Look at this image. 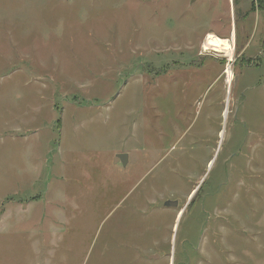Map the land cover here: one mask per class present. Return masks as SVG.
I'll use <instances>...</instances> for the list:
<instances>
[{
	"label": "rangeland",
	"instance_id": "374dc122",
	"mask_svg": "<svg viewBox=\"0 0 264 264\" xmlns=\"http://www.w3.org/2000/svg\"><path fill=\"white\" fill-rule=\"evenodd\" d=\"M0 264H264V0H0Z\"/></svg>",
	"mask_w": 264,
	"mask_h": 264
},
{
	"label": "flooded vegetation",
	"instance_id": "af4514ba",
	"mask_svg": "<svg viewBox=\"0 0 264 264\" xmlns=\"http://www.w3.org/2000/svg\"><path fill=\"white\" fill-rule=\"evenodd\" d=\"M222 113H223V111H222ZM221 116H222V114H221ZM222 118H223V116H222ZM210 161L211 160L208 161L207 165L210 163ZM172 162H174V161H172ZM172 162H171L170 168H169L170 169V173H171V175H176L177 177L170 176V180H169L168 174L165 173V174H163L162 177L156 178V182L155 183H158L159 186H157V187H160L161 183L168 184L169 183L168 180L169 181L177 180V182L180 181L181 185L183 186L182 187V190H183L182 194L178 196L173 191H166V193L164 195H166L167 198L162 202V205H165V203L170 202V203H174V205L177 206V205H181V201L182 200H183L182 201L183 202L182 205H184V204H187V202L192 198L193 194H192V196H190V194L192 193V191L194 193V190L197 188V186H195L196 182H195V180L194 181L191 180V177H194L193 175H190V177L188 179L184 178L183 176L178 175L177 174V166L178 165L176 163L174 165V164H172ZM155 187H156V185H155ZM157 187H156V190H157ZM176 206H173V207H176ZM179 213H181V211H178L176 213V215H178ZM181 215L182 214H179V216H181Z\"/></svg>",
	"mask_w": 264,
	"mask_h": 264
},
{
	"label": "water",
	"instance_id": "95a60500",
	"mask_svg": "<svg viewBox=\"0 0 264 264\" xmlns=\"http://www.w3.org/2000/svg\"><path fill=\"white\" fill-rule=\"evenodd\" d=\"M115 162H121L122 164H125L127 162V155L126 154L116 155ZM164 206H166V207H173V206H176V205H174V203L168 202V203H165ZM180 214H182V211H181ZM178 218H180V216Z\"/></svg>",
	"mask_w": 264,
	"mask_h": 264
},
{
	"label": "crops",
	"instance_id": "0c3cea01",
	"mask_svg": "<svg viewBox=\"0 0 264 264\" xmlns=\"http://www.w3.org/2000/svg\"><path fill=\"white\" fill-rule=\"evenodd\" d=\"M159 198H160V202H158V200L157 199H155V204H157V205H162V202L167 198V196L166 195H161V196H159ZM176 217V219H178V215H176L175 216ZM175 221H177V220H175ZM146 239H148L149 240V237L147 236V238Z\"/></svg>",
	"mask_w": 264,
	"mask_h": 264
},
{
	"label": "bare ground",
	"instance_id": "6f19581e",
	"mask_svg": "<svg viewBox=\"0 0 264 264\" xmlns=\"http://www.w3.org/2000/svg\"><path fill=\"white\" fill-rule=\"evenodd\" d=\"M226 70H227V69H226ZM226 70H225V72H226ZM225 72H224V73H225Z\"/></svg>",
	"mask_w": 264,
	"mask_h": 264
}]
</instances>
